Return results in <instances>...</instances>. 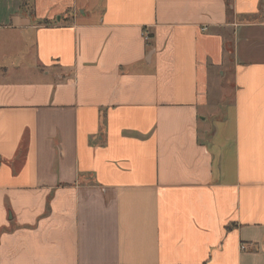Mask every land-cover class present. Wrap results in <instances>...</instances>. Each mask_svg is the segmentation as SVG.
<instances>
[{
  "label": "crops",
  "instance_id": "crops-1",
  "mask_svg": "<svg viewBox=\"0 0 264 264\" xmlns=\"http://www.w3.org/2000/svg\"><path fill=\"white\" fill-rule=\"evenodd\" d=\"M0 264H264V0H0Z\"/></svg>",
  "mask_w": 264,
  "mask_h": 264
},
{
  "label": "rangeland",
  "instance_id": "rangeland-1",
  "mask_svg": "<svg viewBox=\"0 0 264 264\" xmlns=\"http://www.w3.org/2000/svg\"><path fill=\"white\" fill-rule=\"evenodd\" d=\"M229 41H226V50H229ZM230 58V55L228 54V59ZM217 78L218 80L220 81V83H222L221 87L224 89L226 88L228 93L227 95L225 94V99L227 100L228 98L229 99H232V88H233V82H232V68L230 66V63L228 62V64L226 65L225 69H224V72L222 74V76H220L219 74L217 75ZM223 89V90H224ZM225 89V90H226ZM224 99V100H225Z\"/></svg>",
  "mask_w": 264,
  "mask_h": 264
}]
</instances>
